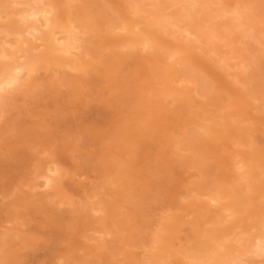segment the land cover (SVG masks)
Listing matches in <instances>:
<instances>
[{
	"label": "rangeland",
	"instance_id": "rangeland-1",
	"mask_svg": "<svg viewBox=\"0 0 264 264\" xmlns=\"http://www.w3.org/2000/svg\"><path fill=\"white\" fill-rule=\"evenodd\" d=\"M0 1L12 11L24 6ZM53 1L65 22L70 0ZM142 1L77 0L91 29L83 70L51 66L9 93L0 111V264H187L188 251L206 237L225 241L230 257L246 252L240 261L264 264L236 242L264 234V0H203L206 9L193 20L215 31L213 41L189 37L184 20L172 35L154 28L155 49H118L120 39L134 37L117 30L119 20L144 26L155 11L181 7L167 1L171 9L163 11L162 0H146L140 15L131 14ZM225 6L244 9L245 26L232 28ZM10 23L21 24L5 16L0 33ZM30 42L33 53L43 51L41 41ZM177 47L190 70L181 73L179 64L178 74H195L205 92L182 93L187 84L169 82L167 52ZM172 86L177 99L162 98ZM152 87L159 89L147 92ZM194 121L214 130L196 132V157L173 143ZM240 160L251 170L249 183L240 180ZM47 164L61 169V190L36 179ZM218 193L223 198L209 199ZM164 225L159 261L152 239Z\"/></svg>",
	"mask_w": 264,
	"mask_h": 264
},
{
	"label": "bare ground",
	"instance_id": "bare-ground-1",
	"mask_svg": "<svg viewBox=\"0 0 264 264\" xmlns=\"http://www.w3.org/2000/svg\"><path fill=\"white\" fill-rule=\"evenodd\" d=\"M24 1L25 2H19V0H14L15 3H17L19 5H24L22 9H20V10L17 9V11L9 10V8H10L9 3L11 4V2L3 3L0 1V21H3L5 16H8V17L16 16V17H18V20L21 23L20 25L18 24L17 26L12 24V23L1 26V27H3L2 28L3 31L0 33L1 34L0 35V111L3 109V106L8 101V98L10 97L9 95L11 94L10 93L11 91L13 92V90H16V89L20 90V88L25 86L24 78L26 79L27 77H30V76L32 77V75L38 74L37 72H40V70H47L48 68H51V66L54 68L55 67H58V68H63V67L70 68L71 67L72 70L73 69L83 70L82 66L85 65V61H84L85 58H83V57H85V56L88 57V55L91 54V53H89V48L85 44L86 38L84 37V35L88 34L91 29H90L89 25H87L88 23L86 21H84V19H85L84 18L85 17L84 11H86V9L81 8L83 5L81 7H79V4H81L82 2L77 4V0H76V3L74 5L75 0H70L68 5H69V8L71 10H70L69 14L67 13L68 14V17L66 16L67 20L63 23H60L61 21H60V18L56 12V7H55L53 0H24ZM79 1H82V0H79ZM144 1H146V0H144ZM144 1H142L141 4H138L136 6H133V7L131 6V10H132L131 14H138L139 13V15H140V12L142 11V8H143L142 5L143 6L145 5ZM150 1L155 2L156 0H150ZM167 1L173 2V4L175 6L179 4V7H180V5H181L182 11L179 12L181 7L179 8V11H177V12L175 11V12H172L169 14L161 13V11H159L160 13L155 11L150 16L151 20L147 24L144 23L145 24L144 26H141V25H143V23H141V22L140 23L135 22V24H134L133 22L125 21L124 18H123V20L122 19L119 20V24L117 26L115 25L117 30H122V32H123V30L124 31L127 30V32L129 31L130 34L133 35L134 37L127 38L125 35L126 39H120L119 38L120 40L117 43L118 49H121V48L127 49L128 47H130V48L133 46L137 47L138 45L145 47V49L146 48L147 49L148 48L149 49L154 48L155 46H158V45L154 44V39H156L158 37V35H156V33L154 32V31H156V29L158 32H160L161 35L163 33L172 35V34H174L173 28L179 27V23L183 22L184 20H185V24L182 28L184 29L183 30L184 33L187 32L188 34L187 33L186 34L190 35L189 37L194 36V37H197V39H198L200 36H203V37L208 38L209 40L210 39L212 41L214 40V37H215V31L214 30H212V31L203 30L205 28L203 26L204 28L202 29L203 24L199 25L198 21L196 22L193 20L196 18V17H194L195 14L197 15L199 13H203L202 11H204V10H202V9L205 8L206 2H204L203 0H162L161 6H160L161 9H162L163 5H167ZM85 5H86V3H85ZM74 6L78 7L77 9H75V11L72 9ZM160 7H158V8H160ZM207 7L209 8V6H207ZM86 8H87V6H86ZM164 8H163V11L168 9L169 7H166L165 9ZM169 9H171V8H169ZM200 10H202V11L199 12ZM210 10H212L211 7H210ZM221 11H222L223 15L227 14L229 12H231L233 14L232 23H231L232 28L233 27H235V28L239 27L240 28L242 26H245V22L243 20L245 17L244 16L245 11L241 7H236L233 9V11L232 10L229 11L227 6H225V7H222ZM87 12L88 11H86V13ZM247 14H248V12H247ZM212 16H213V14H212ZM206 20L208 21V19H206ZM62 21H64V20H62ZM150 24H151V26L152 25L154 26L153 29L151 27L149 28ZM197 24H198V26H196ZM106 26H108V25H106ZM140 26H141V30H142L141 32L142 33H140V32L138 33L135 30L136 28H140ZM91 27H93V26H91ZM112 27H114V26H112ZM247 27H249V26H247ZM154 28H156V29H154ZM179 28H181V27H179ZM210 28H212V27H209V29ZM213 28H215V27H213ZM206 29H208L207 26H206ZM230 30H231V28H230ZM176 33H177V31H176ZM89 37H90V35H89ZM122 37H123V35H122ZM159 38H160V36H159ZM33 39L37 40V42L41 41L40 43L42 45H37V47L43 46V48H44L40 54L33 53L34 49L30 45V43H31L30 41H32ZM37 47H36V49H37ZM210 47H211V45H210ZM184 51H185V48H178L177 47V49H170L167 52L168 60L173 62L172 68L174 69V71L171 74L172 76L169 79V82L172 83L173 81H176V79H177V82H182V83H184L183 85L187 84L184 87L186 89L182 90V93L204 91L203 88L198 89L197 85L199 83L196 85L197 82L195 83V80L193 79L195 74L193 75V77L190 75H186V73H183L181 76L178 74L180 71H179V68L177 65H179V64L182 65L180 67L182 69L181 73L183 72L184 69L187 70L189 67V64H187V61H185V58L183 56H181V54H183ZM81 55H83V57H81ZM61 70H64V69H61ZM176 74H178L179 76ZM198 77H200V76H198ZM197 81L202 83L200 80H197ZM202 81L204 82V80H202ZM158 89L157 88L155 89L152 87V89H150L149 91L147 90V92H154ZM161 91L162 92L160 95L161 96L163 95L162 98H164L166 100L168 98H172V99L176 98L177 99V97H178V96L175 97L177 92H176V88H174L173 86L168 87L167 89L165 88L164 90H161ZM190 105H192V104H190ZM214 121H216V120H214ZM210 126H207L206 124H202L200 122L194 121L193 124H191V125H189L183 129L184 130V133L182 134L183 138H180L173 143L176 144L178 149H185V150L191 152L192 156L195 155V157H196V155L199 154L200 153L199 151H202V149H201V146L195 144V140L197 138H194V135L198 134L196 132H203L206 134H211V132H213L214 130H213V127H210ZM192 130H193V134L190 135L189 132ZM180 131H181V129H180ZM178 133H179V131H178ZM217 139H219V138H217ZM180 145H182V146L180 147ZM193 145H195L196 147ZM177 151H179V150H177ZM197 156H200V154ZM203 159H205V158H203ZM49 163H51V162H49ZM192 163H194V162H192ZM237 164H239L238 167L236 166L237 167L236 169L240 173L239 174L240 180H246V182L248 181V183L251 182V179H252V175L250 174L251 170H248L249 165L246 163V160H243V161L240 160L237 162ZM39 170L40 171L36 174V179L42 178L44 180L42 186L52 188V189H55V188L60 189L61 188L60 187V185H61L60 177L62 176V173H61V169L59 167H53V166L47 164ZM221 198H223V195H221L220 193L211 195L209 197V199H211L212 201H218ZM220 207H221V209H225L226 211H229V210H227L228 208L226 209V207H227L226 203L221 204ZM90 208L93 212L100 210V209H97L95 207H90ZM163 229L161 232L159 231V233L154 235L153 236L154 239H152V241H153L152 245L154 244L156 247L154 249L152 255H153V258L156 257V259L159 261L162 258V256L159 254L160 251L163 252V251H165L164 249L166 248V243L164 242L165 234L169 233V229L167 228L166 225L163 226ZM107 232H109V231H107ZM107 234H109V233H107ZM247 236L241 235V238L238 240L236 239L237 240L236 242L242 241V242H244V244L242 246H245V247L248 246V248L251 249L252 254L264 256V234L263 233L259 234V235L257 234L251 238L249 237L250 239L246 240V238H248ZM212 238L213 237H206L203 240V242H201V244L200 243L198 244L196 249H193L192 251H188L189 253L187 252L188 253L187 254L188 255L187 256L188 257V263L187 264H248V263H245L243 261H240L241 257L243 255H245L246 252L242 253V256H241V252H240V255H238L236 257H234V256L232 257V255H231V257H230V255L228 253H225L224 251H222L223 248L227 247L226 242L225 241H224L225 243L222 242L223 240L221 239L222 241L215 240L216 242L212 243V241H213ZM240 244H241V242H240ZM152 250L153 249H151V251ZM163 259H162V261H163Z\"/></svg>",
	"mask_w": 264,
	"mask_h": 264
}]
</instances>
